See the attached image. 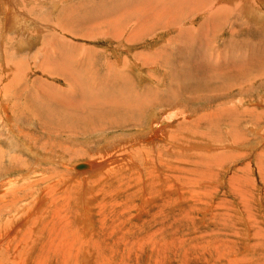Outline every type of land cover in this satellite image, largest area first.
<instances>
[{"label":"rangeland","instance_id":"1","mask_svg":"<svg viewBox=\"0 0 264 264\" xmlns=\"http://www.w3.org/2000/svg\"><path fill=\"white\" fill-rule=\"evenodd\" d=\"M112 1H113L112 3L114 4L113 6L115 8H117V10L122 9V11H123V8H126L124 2H126L127 0H112ZM162 1L164 2V0H162ZM162 1L160 0V2H159V0H153V8L155 10L159 11V8L162 7V8H160V10H162L164 7ZM205 1L206 0H194L193 4H190V5L187 4L188 6L182 7L184 10H186L184 13L187 14V12H188V14H189V12H190V10L188 9L189 7H191V8L197 7V6L201 7L200 4H202V5L207 4L208 2L206 3ZM207 1H210V0H207ZM240 1L241 0H232V1L231 0L230 1L229 0H226V1L225 0H221V1L219 0V4H221L220 6L227 7L230 10V14H228L229 12L223 11L220 15H216L220 18L219 19L218 17H215V19H216L215 23L217 22L216 23L217 27H215L213 25V24H215V23H213L214 22L213 20H215L214 16H210L206 12L205 13L203 12L201 15L199 14L196 18L197 20L195 19V21L192 25L190 23L186 22L188 20H182V24L184 26L191 25V27H193V32L191 34H189L188 36H186V38H188L186 41L189 42L190 45L195 44L199 51H200V49L202 50V48L204 49L203 51H201L202 54L199 53L202 56L201 58L204 59V61L202 59H200L202 69L200 70L199 73L195 70L188 72V74H187L188 76H186L187 79H185L187 81L188 87L194 85L196 87H200V91H197L198 89H195L194 90L195 92L193 90H191V91L188 90V91H186L187 93H185V94L182 93V95H185L187 97L186 99L183 98V100H181L183 103L181 101H179V102L175 101L173 103L170 102V105L166 106L165 110H166V113H168L166 115H168L169 117L174 116L173 117L174 119L172 118L171 121H167V120L164 121V119L160 120V117H158V120H156V119L154 120L155 122L157 121V123H159L160 121H164V122H166L167 125H169L168 123H171V125H173L172 128L167 127L166 128L167 130L175 129V127L177 128L176 124L178 122H180V123H184L181 126V127H183V128H181V129H183V131H189V129H190L189 132L194 131L195 133H197V134H189V133L183 134V133H181V134L176 135V132H174L176 136L173 138V140L177 141L178 144H180V145L183 144L186 146L189 145V147H193L190 144L192 142H196V143H198L197 144L198 147L193 148L192 150L190 149V151L188 150V155L183 154L182 153L183 151L178 146H176L175 148L172 147V151H175V152L168 153V154L165 153V154L167 156H169L170 158L174 159V160L169 162V163H172V166L170 164V166L172 168H173V164H174V166L184 168L183 170H173V171L170 170L171 174L181 175L182 177L184 176V178H188V177L197 178L198 183L195 185V191L196 190L198 191L200 189L201 190L205 189L204 191L206 193L204 195H201V197H200L201 202L195 200V203H192V202H194V200H192V199L195 196L192 198H189L190 195H188V193H187L188 189H189V191L192 189L190 187L191 185L190 186L187 185L188 182L185 181L184 185L186 184L188 186V189L182 190L181 186H178L179 183L177 182L178 183L177 184L175 182L176 179L175 180L172 179L171 180L172 185L174 184L175 186H177L173 189V191L170 190L171 193L169 195L173 198H171L169 195H165V196L170 197V198L168 197L169 200H167V201H171L174 203L171 204V202L170 203L168 202L167 206L164 207L165 209L163 208V210H165L164 214L163 215H161V213H159L160 215L157 214V217H156L157 219H156V221H153V224L149 221H151V218L153 219L156 212L158 213L160 211L156 207L157 201L154 202L155 206H154V204H152L153 205L152 209L147 207V211L149 210L151 213H153V215H149V213H147L146 215H144V217H142V219H139V220H136V219L133 220L132 219L133 224L137 226L138 230L135 229L134 230L135 232H128L129 234L128 233L125 234L127 237L128 236L132 237V238L128 237L129 240L132 239V241L128 240L129 242L132 243L133 241H135V244L136 243L137 244L136 245L134 244L133 245L134 247H133V246H131V243H128L129 247H126V246H128L127 244L123 245V244H125V242L124 243L120 242L119 243L120 245L117 246L118 249H117V247H114L118 251L121 250L120 252L122 254L124 253V255H127L123 264H264V73H263V71H264V55L263 56L261 55V54H264V43H258V44L254 43V44L250 45V50H248L247 52L245 51L244 54L248 55L249 59L253 58L254 60L248 59L247 61L244 59H241L242 60L241 61L236 57V56H238V55H235L236 51L239 52L238 51L239 47L236 43H233V44H235L234 47H232V45H228V43H229L228 41H230V43L233 42L232 40H229L230 39V33H231V30H233V28L237 30V28L240 26L238 28L239 30H237V32L239 34H242L244 36L243 38L245 40H247L246 34H248V33L260 34V32H259L260 28L259 27L256 28L258 32H256L255 30H250L249 25H252V24H246L243 21H240V23L241 22L244 23L243 25L242 24H236V22L234 24H232L233 20L236 21L237 17H236V15H231V14L234 10V7H236L237 5L242 6V2H240ZM253 1L254 0H252V2ZM258 1H259V4H261V2H264L262 0H255L253 2V5L256 4L255 2H258ZM100 2H102V3H100ZM196 2L198 3V5ZM50 4H51V6L53 4H55V5H53L51 7ZM103 5H106L107 7L103 6ZM110 6L111 5H109L107 3V1H105V0L104 1H101V0L100 1L99 0H88V1L87 0H45V1L44 0H0V23H1L0 24V42H1L0 43V49H1L0 50V85L2 84V82H4V84L6 85L7 79H10V78H12V80L16 79V84H18L17 86H19L21 88L28 87L29 89H27V91L30 94H31V92L35 93V94H39L41 99H43L45 95H46L45 97L48 98V97H50L49 91H51L52 95H54V93H52L53 91L51 89L45 90V89H47V86L44 87V85L48 83V84H51L54 87H56V85H58L59 83L56 80L54 81V79H52L50 77L48 78L47 73H44L45 75L43 77L40 73L36 74L38 72L33 70L32 67H39V65H40L39 68L41 69V66L42 67H51V66L55 67V65H56V67H57V66L61 65L60 67L63 68V63H64L63 60L64 59H66V61H69L72 66H75L73 61L70 60L71 58H73L72 56L77 57V58H79V57L85 58V57H88V55L90 53H94V54H96V56H99V57H97V59L95 58L96 56H93V54L91 56V57H94L95 60H98V61H102L101 59H103V58H101V57H104V56H102L103 54H106L107 57H109V58L111 57V59L114 60L115 57L129 56L132 54L146 52V51L154 48L157 44L161 43L163 39L168 40V39H171L173 37H176L179 34L177 26L175 28L170 27L169 31H165V30L161 31L160 30L157 32V30L155 28H153V26L161 25V23H162V25L165 24L163 21H166V23H169V21H173L175 23V21L177 20V19L175 20V19H171V18L166 19V20L161 18V19H163V20H161L159 15H157V14H156L157 17L155 19L157 22L155 23V21H153L154 22V23H152L153 26L149 25L150 31L154 32V35L152 37H148L145 40L134 43L132 45H127L121 40H107L105 38L85 40V39H81L78 36L72 37L70 34L65 32L67 30L66 28H68V30L72 31L73 28H78V27L80 28L81 26H85V27H87L88 30L91 29V31H92L93 30L92 29L93 24L96 23L98 19H101L102 14L107 15L108 11L104 13V10H105V8H109ZM140 6H141L140 0H136L135 9L138 10V8H140ZM263 6L261 7L259 5V7L262 11H264ZM168 7L171 8L170 6H168ZM2 10H3V12H2ZM173 10L176 11L175 8ZM208 10H209V8L207 9V11ZM151 11H152V13H155V11H153L152 8H151ZM113 12L114 11H112V14H115ZM117 14H121V13L116 12L115 15H117ZM205 14H207V15L205 16ZM243 16H244V13H243ZM203 17H204V20L207 21V23H205V24H204ZM198 18H200V19L198 20ZM208 19H210L211 21H208ZM63 20H65V21H63ZM202 20H203V22H202ZM7 21H8V23H7ZM3 23L6 24V25H4L5 27L2 25ZM148 23H150V22H148ZM209 23H211V24H209ZM218 24H220V26ZM221 24H223V25L225 24V28H222ZM36 25H38V26H36ZM206 25H208V27H206ZM209 25H211L210 26L211 28L209 27ZM212 25L214 27H212ZM234 25H236L235 26L236 28L234 27ZM76 26H78V27H76ZM201 26H203V27H201ZM231 26H232V28H231ZM117 27H118L117 24H116V27L114 25V28H117ZM200 27L204 28L203 33H202V31H199V30H203V29H199ZM61 29L62 30L64 29V31H62ZM246 30H247V32H246ZM76 31L77 30H75L73 32L74 35H75ZM81 31H85V30H81ZM103 31H107V30H103ZM239 31H242V32H239ZM216 32H218V33L220 32V34L216 35L215 34ZM196 33H198L199 35ZM209 33H213V34H209ZM159 34H161V35H159ZM193 36L197 37V38H194ZM198 36H200V37H198ZM259 36H261V35H259ZM16 37H18L20 40H23L21 42V44H25V46L23 48H21V46L17 43L16 40H19V39H16ZM54 37H56L59 41L56 43H55V41L53 42ZM65 39H68V40H65ZM218 39H219V41H218ZM68 41H70L71 43ZM191 41H194V42H191ZM199 41H200V43H199ZM222 41H223V44L221 43ZM8 42H10V43H8ZM111 42H113V43H111ZM204 42H205V44H204ZM225 42H228V43H225ZM47 43H51L52 45H49V44L47 45ZM63 44H65V45H63ZM69 44L72 46H69ZM199 44H200V47H199ZM216 44H218L217 47L221 44H222V46L223 45L225 46V47L219 46L220 48L219 47L218 48H219V53H221L223 56L222 58H227V60L224 61L222 58L217 59L216 56L214 58L211 56L213 53H215V55L217 54V52L214 51V49L216 48ZM255 44H257V45H255ZM66 45L69 47H67ZM141 45H142V47H141ZM48 46H50V47H48ZM206 46L208 47V49ZM56 47L60 48L59 53H61L62 55L59 53L57 55V53L55 52L54 54H52L51 58L46 59L44 52L46 53V51L48 49H50V50L54 49L55 50ZM171 47H172V45H171ZM209 48L210 49L212 48V49L209 50ZM233 48H235V49H233ZM260 48L263 51L262 53H261ZM19 50H20V52H19ZM62 50H64L65 52H63ZM121 50H123V51H121ZM92 51H95V52H92ZM208 51L211 52L210 56H208L209 55ZM100 53H102V54H100ZM10 55H12V56H10ZM59 55L62 57H60ZM64 55H66V56H64ZM253 55H255V56H253ZM6 57L8 59L10 58L9 59L10 62L6 61L7 60ZM20 57H21V59H20ZM205 61H207V64ZM202 62H205L204 64L206 66L205 65L203 66ZM58 63H59V65H58ZM65 63L67 66L66 69H68L69 63L68 62H65ZM75 64H76V62H75ZM199 68H200V66H199ZM75 69H76V66L74 67V70ZM38 71H39V69H38ZM41 71H42V69H41ZM145 71L148 72L150 70L145 69ZM194 71L196 72V74L198 73L199 75L193 74V73H195ZM52 72H54V71H52ZM144 72H140V69H138L132 73L131 76L133 78L134 83L137 82L136 81V80H138L137 78H139L140 80L146 81V83H148V84L151 83V79H153V78L163 79L162 73H160L158 70L151 71L150 75H148L149 77H145L146 74ZM155 72H157V73H155ZM83 73L85 74L84 75L85 77H88V75L85 72H83ZM190 73L193 74V78H190V75H189ZM1 75H3V76H1ZM11 75H13V76H11ZM220 75H221V77H220ZM9 76H10V78H8ZM40 76L42 77V80L44 81V82H42V83H44L43 86H40V84H38V82L35 83V81H34L35 78H39ZM84 76L82 74L80 75V77H81L80 81L82 83V87H85L83 85V81H82V79L85 78ZM217 77H219V78H217ZM249 77H252V79H249ZM75 79H77V76H75ZM217 79H219V81ZM245 79H248L249 81L245 80ZM185 80H183V78H179V79L175 80L176 82L175 81L170 82L171 88H169V89L179 91L176 87L180 88L179 86L183 85ZM225 80L227 82H225ZM250 80H252V81H250ZM86 81H87V79H86ZM256 81H258V82H256ZM4 84H2V87ZM87 84H88V81H87ZM171 84H174V85H171ZM177 84H179V85H177ZM221 84H223V85H221ZM234 87H235V89H233ZM65 88H67V89H65ZM65 88L63 90L66 93L71 92V94H72V95H70L71 98L78 96V95L74 94V92H75L74 87L72 88L73 91L69 88V86L65 87ZM243 88H246V89L243 90ZM139 89H140L139 86H137L136 90H139ZM160 89H161V87H160ZM212 89H216L215 94L218 96H221V94H218V93L224 94L226 92H227V96H233V97H231L233 99V103H231V102L225 103L223 101L221 103H224V104H222L221 107L223 106L222 108H225V109H228L231 107H236L237 108L236 112H238L240 116L239 115L231 116L232 115L231 113H226V111H223V109H221V108L213 107V105H216L218 102L217 103L214 102V103H212L213 104L212 106H208L206 103V100L212 94L210 91ZM239 89H240V91H239ZM221 90H224V91L220 92ZM9 92H10V96L14 94V92H12L11 90ZM15 93H17L16 89H15ZM16 95L14 94L15 97L11 96L7 100V102H9L8 104H10L12 106V110L14 111L13 112L9 108V114L7 113V115H4V113H2L1 106L3 103H2V100L0 99L1 100L0 101V105H1L0 106V112H1L0 115L2 114V117H0V152H2V153H0V155L2 154L4 156V158L2 156H0V159H1L0 168H2L1 166H3L2 160H3V162L8 161V160H5V157H9V159H10L12 156V160H14L15 156L19 157L20 155L22 156V160L25 159L24 162H22V164H24L25 167L24 166L18 167V168H20L21 171L14 173L13 176L9 177V178H7L6 176H3V175L1 176V173H0V186L5 181H8V180L22 179L20 182H18L19 183L18 186L23 185L26 188H30V190H27V192L22 191L19 193L20 197L24 198L22 201H20L21 203L20 202L18 203L19 207H22L25 209L22 213L24 215V213L26 211H28L31 207H34L35 201H33V200H36V198H38V195H40V193L42 192L41 190L43 189V187H45L46 185L49 184V183H44V184H40L38 186V185H35L36 180H39V179H46L47 180L50 177H54V179H55V181L53 179L54 183H56V184L59 183V186H60V187L58 186L57 189H55L54 194H56V196H61V195H64L69 190H71L70 194L72 193L73 195H71L72 198L70 199V202H69L70 205L68 207L69 208L68 211L69 212L73 211L74 213L73 212H71V213L75 216L78 214V212L80 214L81 210H78L79 205L78 204L76 205V203H77V199H76L77 198V194H76L77 191L75 192V190L80 188V184H82L81 182L83 180H80L78 177H75V173L82 174L84 172H87L89 169L77 170L76 164H78V163L80 164V162L81 163L89 162L90 164L98 163V161L102 160L101 157L103 156L102 154H100V151H98V150H100V148H102V147H105L106 141H107L105 139H109L111 145L115 143L114 144L115 147H120V144H122L124 146L125 144L122 141L130 138L129 135L131 133L130 134H127V133L129 131H132V130H129V131L124 130L123 131L122 129H118V130L112 129L113 131H111V132L108 131V133H111V134L104 137L102 139V141L99 142V144L98 143L95 144L93 141L101 139L100 138L101 135L98 136L95 134V135H93L94 137L91 136L90 139L92 140V142H89V143L87 142L89 140V138H87L85 136H79V138L77 140L70 142V145H69L70 150L63 148L61 150H55L53 152V154L55 155V158L60 159V162H56L54 164L43 163L41 161L35 160L34 158L30 157L26 153L23 154L21 152V150L18 151L19 148L16 145V144H18V142L24 143V144H26V146L32 147L34 149L32 144L36 140L38 141L36 143L39 144L40 148L43 147L42 144L44 143V141L46 142V140H47V142H51V143L54 141H53V139H49V141H48L47 138L51 137V135H49L48 133L41 130L40 124L37 120L32 121L30 126L28 124H25V125L20 124V121L17 118V116L19 115V114H17V112H18L17 109L19 107L17 109H15V110H17V112H16L14 110V105L17 104V106L24 107L23 108V112L25 111L24 113H29V112L34 113L35 110L38 108L29 109L28 107L25 106V103H24L25 97H23V99H22L18 96L19 95L18 93ZM182 95H180L178 97L182 98ZM61 96H62V94H61ZM63 96H65V94ZM172 98L174 99V96ZM261 104H263V105L261 106ZM85 109H87V110L83 113L82 112L76 113V111H73L72 115L76 114L78 116V114H80L79 116H85L88 119L90 117V114H92V109L91 108H85ZM26 110L28 112H26ZM161 110H162V108H160V107L157 108V111L160 112ZM167 110H169V111H167ZM245 110H250V111L253 110V111L257 112L258 115L254 116V117L250 116L252 118H250L248 116L242 117L241 113H243ZM99 112L101 114H103V111H99ZM56 113L58 116L59 112H56ZM76 115H74V116H76ZM56 118H58V117H56ZM72 118H73V116H72ZM198 118H200L199 120H197V121H199V124L198 123H197L198 125L192 124L194 122V120H196ZM240 119H242V120H240ZM70 120H72V119H70ZM154 121H152V123H155ZM33 123L35 125H33ZM157 123L152 124L151 127L155 126ZM236 123H239L238 128L241 129V132L243 135H241L240 137L238 136L239 138L238 137L236 138L237 134L233 135L232 137L231 136L229 137L228 133L226 132L227 131L226 129H229V126H231V128L235 130ZM49 125H51L49 123V120H45V129H44L45 131H46V127L48 128ZM144 125L141 124L140 126H144ZM185 125H187V127ZM18 127L19 128L22 127L24 130H27V131L29 130L31 137L35 138V136H36V138H35L36 140H34L33 138H31L29 136H20L21 134L19 136H17V134H18L17 131L19 129ZM146 128H147V125H146ZM12 130H14L15 132ZM10 131L13 134L11 136H10ZM105 132H107V131H104V133ZM112 132H114V133H112ZM121 133H126V134H121ZM174 133L172 132V134H174ZM210 133H211V135H210ZM178 135L180 137H177ZM210 136H211V138H210ZM37 137H38V139H37ZM41 138H42V140H41ZM119 138H121L123 140H121ZM130 140H131V138H130ZM204 140H210L211 143L210 144H203ZM224 143L225 144L228 143L230 148H226L225 146H223ZM116 144H118V145H116ZM130 145H131V142H130ZM200 145L202 146V148H200L201 147ZM204 145H206V146H204ZM230 145H232V146H230ZM16 147L18 148V150ZM203 147H205V148H203ZM34 150L39 152L41 155H45L41 151H38L36 149H34ZM39 150H41V149H39ZM80 150L83 151V153L81 155L76 156L73 154L74 151H80ZM87 150H88V152H87ZM193 150H194V154H190L191 152H193ZM119 151L124 152V148H121V150L119 149ZM196 151H198V152H196ZM18 153H20V154H18ZM114 154L117 155L115 150L113 152H111L109 156L114 155ZM174 154L178 157H176ZM214 156H216L215 158H217V159H215ZM177 158H178V161H175V160H177ZM207 159H208V161H207ZM63 160H66L67 162H64ZM186 160L190 163L187 164ZM202 160L203 161L206 160L205 163H203ZM209 161L211 163H207ZM216 161H219V162H216ZM34 162H36V166H35L36 168H31L35 164ZM199 162H201V163H199ZM7 165L8 166H13V165L15 166V164H10V163H8ZM38 166H41V168L38 169ZM260 167H261V169H260ZM175 168H173V169H175ZM127 170L129 173L126 172ZM127 170L123 169V171H125L127 174H133L132 173L133 171L131 169H127ZM140 170H143V169H138V171H140ZM49 171H51V172H49ZM54 172H55V174H54ZM189 172H191L192 174ZM51 173H53L56 176L52 175ZM138 173L140 174L142 172L140 171ZM142 174H140V175H142ZM47 175H49V176H47ZM237 175H238V177H237L238 179L236 178ZM68 178H71V179L69 180ZM76 178H78L77 181H76ZM66 179H67V181H66ZM231 179L235 180V182ZM104 180L103 181L100 180V184H102L101 186L103 188L102 189L103 193L98 196V200L95 201V205L97 204V202H99L102 199H103V202L105 204L108 200H110V201H108L109 203L107 202L108 205L106 204V207H105V211H107V213H108L109 210H107L108 209L107 207L110 208L112 201L114 202V199H116V197H117L118 202L122 201L121 197L123 195V192L119 191L122 188L120 187L121 182H118V180H116L117 182L111 181V179L110 180L107 179L105 181ZM204 180H206L205 183H201V182H204ZM30 181H31V183H34V184L31 185ZM180 182L183 183V180H181ZM75 183H77V184H75ZM234 184H235V186H233ZM245 184H247V185H245ZM61 185L63 188H64V186H65V188L68 187L69 190L67 189V190H65L66 191L65 192L64 191L65 188H64L63 189L64 192H63ZM66 185H68V186H66ZM6 186H8V185H6ZM74 186H76V187L78 186V188L74 189ZM135 187H133L131 189L129 188L128 190L134 192V190L136 189ZM137 187H139V186H137ZM2 188H4V187H2ZM46 188L47 187H45L44 193L47 192ZM58 188H59V190H58ZM72 188H73V191H72ZM163 188L164 187H160L159 189H163ZM207 188H210V189L208 190ZM56 190H58V191H56ZM114 190H116V191L118 190L119 192L118 191L117 192L119 195H114V193L110 194ZM96 191H97V189H96ZM5 192H6L5 188L3 190L0 189V204L2 203L1 198L4 197ZM60 192H62V193H60ZM107 192H108V194H106ZM27 193H30L31 195L27 194ZM120 193H121V195H120ZM130 193H132V192H129L128 194H130ZM26 194L28 196L25 198ZM92 194H94V192ZM92 194L90 195L91 197H92ZM137 194L135 196H137ZM182 194H183V196H182ZM240 195H243V196H240ZM107 196L108 197L110 196V197L108 198ZM145 196H148L147 190L145 191ZM155 196H156V194H154V196H152V197H155ZM186 196L188 198H186ZM118 197H120V198H118ZM181 197H182L183 201L181 203H175L176 200L181 198ZM110 198H112V199H110ZM135 198L133 200H135L136 202L133 200L132 201L135 205H138L139 203H138L137 198H139V194ZM242 198H244V199H242ZM202 199L205 200V202ZM105 200H106V202H105ZM173 200H175V201H173ZM54 202L56 203V205L54 203H52V201H50L51 206L55 205L54 206L55 208L59 207L60 201L58 204H57L58 201L55 200ZM50 203H49V200H48L47 206L45 203L44 206H46L45 207L46 210L49 208L52 209L53 206L50 207L49 206ZM158 203H160V201H158ZM208 204H211V205L208 206ZM50 209L47 211V213H49ZM43 210L41 209V211L39 212L43 215V218L41 216L40 217L36 216V214H35L36 209L35 210L33 209L31 211L33 213H31V212L29 213L31 215L28 218V219H30V218L36 219L37 218V220H35V222H38V223H39V221H41L38 224L40 226L39 227V233L42 231L41 225H43L44 222L47 221L49 218L48 216H47L48 218L44 216V215H46V214H44V212L46 213V210L45 211H43ZM98 210L95 209V212L100 211V210L99 211ZM68 211L66 210V213H69ZM16 212H18V211H14V213H16ZM187 213H189V214H187ZM133 214H135V212H133ZM168 214H170V215H168ZM47 215H49V214H47ZM20 216H22V215H20ZM13 217H15V218H13ZM13 217H12V219H10L11 221L14 219H17L19 216H16V214H14ZM42 219L44 220V222H42ZM151 225H153V226H151ZM5 226L6 225L0 226V249L1 248H7L8 245H10L9 244L10 237H11V235L13 236V234H14ZM142 227H144V228H142ZM25 230L28 232L31 231V229H29V228H26ZM93 230H94V228H93ZM98 230H99V228L97 227L95 229V231L92 233V235H90L88 238H90L95 233H97L98 236L94 235L92 237V239L96 238L93 240L94 241H101L102 232H100V230L98 232ZM120 232H122V231H120ZM39 236H42V234ZM44 236H47V234H45ZM29 237H30V235H29ZM39 239L41 240V237ZM83 239L85 240V238H83ZM153 240L154 241L156 240V242L154 243ZM159 244H161V245H159ZM154 245L157 246V248L155 247V250L153 249ZM12 246L14 247L15 244L12 243ZM120 246L122 248H120ZM124 247H126V248H124ZM168 247H170V248H168ZM160 248L162 250L158 252L157 250ZM127 250L128 251L131 250V253H129ZM2 251H4V250H0V253H2ZM36 251L38 252L37 249H36ZM36 251L34 254L35 257L37 254ZM115 251L116 250L113 251L114 253L111 252L112 253L111 255H113L112 256L113 258L109 255L108 250H106L105 252H107L106 256L109 255L111 260H113V263L117 264V260H119L118 259L119 256L116 255L118 253H116L117 251L116 252ZM2 254H4V253H2ZM2 254H0V257L2 259H4ZM80 260L81 259L78 258V261L75 260L74 262L79 264ZM93 261L95 263V261H96L95 257H94ZM135 261H136V263H135ZM110 263L111 262H108V264H110Z\"/></svg>","mask_w":264,"mask_h":264},{"label":"bare ground","instance_id":"2","mask_svg":"<svg viewBox=\"0 0 264 264\" xmlns=\"http://www.w3.org/2000/svg\"><path fill=\"white\" fill-rule=\"evenodd\" d=\"M101 1H104V0H101ZM105 1H107V3L111 6L109 8H105V10H104V13L108 11L107 15L102 14L101 19H98L97 22L93 24L92 29L94 31L93 30L91 31V29L88 30L87 27H85V26H81L80 28L78 26H76L78 28H73L72 31H70V30H68V28H66L67 30L65 32L70 34L72 37L78 36L81 39H85V40L105 38L107 40H121L127 45H132L134 43L140 42V41L145 40L146 38L152 37L154 35V32L150 31L149 25L153 26L152 25V23H154L153 21H155V23L157 22L155 20L157 17L156 16V14H157V15H159L160 19L161 18H163L164 20L169 19V18L175 19V20L177 19L175 21V23L173 21H169V23H166V21H163L165 24L162 25V23H161V25L153 26V28H155L157 30V32L160 30L161 31L162 30L169 31L170 27L175 28L177 26L179 34L176 37H173V38L168 39V40L163 39L161 43L157 44L155 47L153 46L154 48H152L146 52L132 54L129 56L115 57L114 60L111 59V57L110 58L107 57L106 54L102 55V56H104V57H101V58H103V59H101L102 61L95 60V58L97 59V57H99V56H96V54H94V53H90L88 55V57H85V58H81V57L77 58V57L72 56L73 58H71L70 60H72L74 65L76 66L75 70H74L75 66H72L69 61H66V59H64V60L62 59L64 62L63 63L64 69L60 67L61 65L57 66V67H56V65H55V67H52V66L51 67H42L41 66V69L43 71L42 72L41 69L39 68L40 65H39V67H32L33 70L38 72L36 74L40 73L43 77L45 75L44 73H47L48 78L50 77V78L54 79V81L56 80L59 83L58 85H56V87H54L53 85L48 84V83L44 85V83H42L44 81L42 80L41 76L39 78H35V80H34L35 83L38 82V84H40V86H43V85H44V87L47 86V89H45V90L51 89L53 91L52 93H54V95H52L51 91H49L50 97H48V98L45 97L46 95L44 96V98L42 97L43 99H41L39 94H35L32 92L30 94L27 91V89H29L28 87L21 88V87L17 86L18 84H16V79L12 80V78H10V76L8 77L10 79H7L6 85L4 84V82H2V84L5 85V86L3 85V87H2V84L0 85V99L2 100V103H3V104L1 103L2 106L0 105L2 113H4V115H7V113L9 114V108L12 110V106L10 104H8L9 102H7V100L11 96H14V94L16 95L18 93L19 94L18 96L20 98L23 99V97H25L24 103H25L26 107H28L29 109L38 108L35 110L34 113H31V112L24 113L25 112V111L23 112L24 107L17 106V104L14 105V110L19 107L17 109L19 113L17 112V110H15V111L17 112V114H19L17 116V118L20 121V124L21 125L28 124L30 126L32 121L37 120L40 124L41 130H43L44 132L51 135V137L47 138L48 141H49V139H53V141H54L51 143V142H47V140H46V142L43 140L44 141V143L42 144L43 147L40 148L39 144L36 143V142H38L35 139L36 136H35V138L31 137L29 130L27 131V130H24L22 127L21 128L18 127L19 128L17 131L18 134L16 133L17 136H19L21 134L20 136H29V137L33 138L34 140H36L32 144L34 149L41 151L45 154V155H41L39 152L35 151L32 147L26 146V144L20 143L17 141L18 144H16V145L19 148V150H18V148L16 147L17 150L18 151L21 150V152L23 154L26 153L30 157L34 158L35 160L41 161L43 163H50V164L60 162V159L55 158V155L53 154V152L55 150H61L63 148L70 150V146H69L70 142L77 140L79 138V136H85V137L89 138V140L87 141L89 143V142H92V140L90 139L91 136H93L95 134L98 136L101 135L100 136L101 139L93 141L95 144H97V143L99 144V142L102 141V139L104 137L111 134V133H108V131L111 132V131H113L112 129H115V130L122 129L123 131L124 130H128V131L132 130V131H129L127 133V134L131 133L129 136H130L132 141L130 140V138L126 139V140L122 141L125 144L124 146L122 144H120V147H115L114 146L115 143L111 145L110 140L105 139V140H107L105 147H102V148H100V150H98V151H100V154H102L104 156V157L103 156L101 157L102 160H100V161H98V163H94V164L93 163L90 164L89 162H85V163L80 162V164L79 163L76 164L77 166L75 165L77 170L89 169L87 172H84L82 174L75 173V177H78L80 180H83L81 182L82 184H80L79 189H77L78 186L77 187L74 186V189L75 188L77 189V190H75V192L77 191V193H76L77 198L75 197L77 199L76 205L78 204L79 205L78 210H81L80 214L78 212L79 215L77 214L76 216L71 213L73 211H71V210H70L71 212L68 211V209H69L68 207L70 205L69 202H70V199L72 198L71 195H73L72 193L70 194L71 190H69L68 187L65 188V186H64V188H65L64 189L61 185L62 191H63V189H64V191L67 189L69 191L68 192L65 191L66 193L64 195L56 196V194H54V192H55V189H57V187L59 186V183L58 182H57L58 184L54 183V181H55L54 177H50L47 180L46 179L36 180L35 185H38V186L40 184L49 183L48 185L45 186V187H47L46 188L47 192L44 193L45 187H43V189L41 190L42 192L40 193V195H38V198H36V200H33V201H35L34 207H31L28 211H26L24 213V215L22 213L25 209L22 207H19V205H18V203L20 201H22L24 198L20 197L19 193L22 191L27 192V190H30V188H26L23 185L18 186L19 185L18 182H20L22 179H16V180L12 179V180L5 181L0 186L1 190H3L4 188L6 189L4 197L1 198L2 203L0 204V226L6 225L5 227L8 228L14 234H13V236L11 235V237H10V240H9L10 245H8L7 248H1L0 249V250H4V251H2V253H4V254L0 253L4 257V259H2L0 257V264H58V263L59 264H78V263L74 262L75 260L78 261V258L81 259L79 264H108V262H111L110 264H114L113 260H111V258L109 257V255L111 257L113 256V255H111L112 254L111 252H113L114 250L117 251V252L115 251L116 253H118L116 255L119 256L118 257L119 260H117V264H123L127 255H124V253L122 254L120 252L121 250L118 251L117 246L120 245L119 244L120 242H122V243L125 242V244H123V245L127 244L128 246H126V247H129L128 243H131L129 241H132V239L129 240V238L131 236H128L129 237L128 238L125 234L128 232H135L134 231L135 229L138 230L137 226L133 224L132 219L133 220L134 219H136V220L142 219V217H144V215H146L147 213H149V215H153V213H151L149 210L147 211V207L152 209L153 208L152 204H154V206H155L154 202H156V201H157L156 207L160 211L158 213L156 212L153 219L151 218V221H149V222H151L153 224V221H156V219H157L156 218L157 214L161 213V215H163L165 212V210H163V208L167 206L168 202L169 203L171 202V201H167V200H169L168 199V197L170 196L169 194L171 193V191H173V189L175 187H177L174 184L172 185V181H171L172 179L173 180L176 179L175 182L179 183L178 186H181L182 190L188 189L187 185H189V186L191 185L190 187L192 189L190 191L188 189L189 192L187 191V193H188V195H190L189 198H192L195 196L192 199V200H194V202H192V203H195V200L200 201L201 195H204L206 193L204 191L205 189L204 190L200 189L198 191L197 190L195 191V185L198 183L197 178H195V177L184 178V176L182 177L181 175L171 174V172H170V170H172V171L173 170H183L184 168L174 166V164H173V168L176 167L175 169H173L171 167L172 163H169V162L174 160V159L170 158L165 153L168 154V153L175 152V151H172V147L175 148L176 146H178L183 151L182 152L183 154L188 155V150L190 151V149L192 150L193 148H197L198 143L192 142L190 145H192L193 147H189V145L188 146L183 145V144L180 145L177 143V141L173 140V138L177 134H181V133H183V134H188V133L189 134H197V133H195L194 131L189 132L190 131L189 128H188L189 131H183V129H181L183 127H181V126L184 123H180V122H178L176 124L177 128L175 127V129L167 130L166 129L167 127L172 128L173 125H171V123H168L169 125H167L166 122H164V121L165 120L171 121L174 116L169 117L168 115H166L168 113H166L165 108H166V106L170 105V102H172V103L175 101L179 102V101L183 100V98L186 99L187 97L185 95H182V93L185 94V93H187L186 91H188V90L194 91L195 89H198L197 91H200V87H196L194 85L188 87L187 81L185 80V79H187L186 76H188L187 75L188 72L195 70L199 73L200 70L202 69L200 59H202L204 61V59L201 58L202 57L201 51H203L204 49L202 48V50L200 49V51H199L195 44L190 45V43L186 41L188 39V38H186V36H188L189 34H191L193 32V27H191V25L194 23L197 16L199 14L201 15L203 12L204 13L206 12L210 16H214V19H215V17H218L216 15H220L223 11L229 12L228 14H230V10L227 7L220 6L221 4H219V0H210V1L206 0L205 2L206 3L208 2L207 4H205V5L200 4V6L202 8L198 7V6L193 7V8L187 7L190 10L189 14H188V12H187V14L184 13L186 10H184L182 7L193 4L194 0H164V2L161 0L164 7L162 10H160V8H162V7H160V8L158 7L159 11H157L153 8V0H140L141 6H140V8H138V10L135 9L136 0H129V1L127 0L126 2H124L126 8H123V11H122V9L117 10V8H115L113 6L114 4L112 3L113 2L112 0H105ZM262 1H264V0H262ZM159 2H160V0H159ZM240 2H242V6L237 5L236 7H234V10L231 14V15H236V17H237L236 21L233 20L232 24H234L235 22H236V24H242V25L244 23L252 24V25H249L250 30H255L256 32H258L256 28L259 27L260 30L259 29L258 30H259L260 34L248 33V34H246L247 40H245L243 38L244 36L237 32V30H239L238 29L240 27L239 26L237 28V30L234 28H233V30H231L229 40H232L233 42L230 43V41H228L229 43L228 42H225V43H228V45H232V47H234V45H235L233 43H236L239 47V49H238L239 52L236 51V54H235V55H238L236 57L239 60L244 59L247 61L249 59V57H248V55H245L244 52L245 51L247 52L248 50H250V45H252L254 43H257V44L258 43H264V11H262L259 7V5L262 7L264 5V2H261V4L263 3L262 5L259 4V1L255 2L256 4L253 5L252 0H250V1L249 0H241ZM100 3H102V2H100ZM51 4H50V6H51ZM53 5H55V4H53ZM197 5H198V3H197ZM103 6H106V5H103ZM168 6H170L172 9L169 8ZM151 8L153 11H155V13H152ZM174 8L176 9V11L173 10ZM208 8H209V10L207 11ZM112 11H114L113 13H115V14H116V12H120L121 14L115 15V14H112ZM2 12H3V10H2ZM243 13H244V16H243ZM207 14H205V16ZM204 17H203V20H204ZM163 19H161V20H163ZM199 19L200 18H198V20ZM182 20H188L186 22L190 23L191 25L184 26L182 24ZM203 20H202V22H203ZM63 21H65V20H63ZM208 21H211V20L208 19ZM213 21H214L213 23H215L216 19ZM240 21H243L244 23H242V22L240 23ZM148 22H150V23H148ZM7 23H8V21H7ZM205 23H207V21L204 20V24ZM216 23L213 24L215 27H217ZM116 24L118 25V27L114 28V25L116 27ZM209 24H211V23H209ZM225 24L224 25L221 24L222 25L221 27L225 28ZM2 25L4 26L6 24L3 23ZM213 25H212V27H214ZM218 25L220 26V24H218ZM36 26H38V25H36ZM210 26L211 25H209V27ZM235 26L236 25H234V27ZM201 27H203V26H201ZM201 27L199 29H203V30H199V31H202V33H203L204 28H201ZM206 27H208V25H206ZM231 28H232V26H231ZM75 30H77V31L75 32V35H74L73 32ZM81 30H85V31H81ZM103 30H107V31H103ZM62 31H64V29ZM239 32H242V31H239ZM246 32H247V30H246ZM196 34H198V33H196ZM209 34H213V33H209ZM215 34L216 35L220 34V32L219 33L216 32ZM159 35H161V34H159ZM259 35H261V36H259ZM200 36H198V37H200ZM194 38H197V37H194ZM16 39H19V38L16 37ZM65 40H68V39H65ZM16 41L21 46V48H23L25 46V44H21V42L23 40L19 39ZM54 41L56 43L59 40L56 37H54L53 42ZM218 41H219V39H218ZM68 42H70V41H68ZM191 42H194V41H191ZM8 43H10V42H8ZM111 43H113V42H111ZM199 43H200V41H199ZM221 43L223 44V41ZM48 44L52 45L51 43H47V45ZM204 44H205V42H204ZM218 44H216V48L214 49V51L217 52V54L215 55V53H213L211 55V52L208 51L209 52L208 56L211 55L213 58L216 56L217 59H220L223 57L222 54L219 53V48H220L219 46H222V44L218 46L219 48L217 47ZM257 44H255V45H257ZM63 45H65V44H63ZM171 45L173 48L171 47ZM69 46H72V45L69 44ZM69 46H67V47H69ZM48 47H50V46H48ZM141 47H142V45H141ZM199 47H200V44H199ZM59 49H60L59 47H56L55 50L54 49H52V50L48 49L47 51L45 50L46 53L44 52V54L46 56V59L51 58L52 54H54L55 52L58 55ZM207 49H208V47H207ZM211 49L209 48V50H211ZM233 49H235V48H233ZM20 50H19V52H20ZM62 51L65 52L64 50H62ZM121 51H123V50H121ZM92 52H95V51H92ZM262 52L263 51L261 49V53ZM199 53H201V54H199ZM59 54H61V53H59ZM92 54H93V56H96V57L95 58L91 57ZM100 54H102V53H100ZM66 55H64V56H66ZM261 55L263 56L264 54H261ZM10 56H12V55H10ZM253 56H255V55H253ZM60 57H62V56H60ZM6 59H7L6 60L7 62H10V60H9L10 58L8 59L6 57ZM20 59H21V57H20ZM222 59L224 61L227 60V58H222ZM252 59H249V60H252ZM207 61H205L206 64H207ZM65 62L69 63L68 69H66L67 66H66ZM75 62H76V64H75ZM205 62H202L203 66L205 65L204 64ZM58 65H59V63H58ZM199 66H200V68H199ZM37 68L39 69V71ZM138 69H140V72H144L145 69L150 70L148 72H146V71L144 72L146 74V76L143 74L145 77H149L148 75H150L151 71L158 70L160 73H162L163 79L153 78V79H151V83L148 84V83H146V81H143V80H140L139 78H137L138 79V80H136L137 82L134 83L131 75L133 72H135ZM52 71H54V72H52ZM83 72H85L88 75V77H85L84 76L85 74ZM155 73H157V72H155ZM192 73L189 74L190 78H193V74H196V72L193 74ZM198 73L196 75H199ZM263 73H264V71H263ZM81 74L85 77L82 79L83 85L85 87H82V83L80 81V78H81L80 75ZM1 76H3V75H1ZM11 76H13V75H11ZM75 76H77V79H75ZM220 77H221V75H220ZM179 78H183V80H185L183 85L179 86L180 88L176 87L179 91L170 90L169 89V88H171L170 82H174L175 80H177ZM217 78H219V77H217ZM86 79L88 81V84H87ZM249 79H252V77H249ZM217 80L219 81V79H217ZM245 80H248V79H245ZM250 81H252V80H250ZM225 82H227V81L225 80ZM256 82H258V81H256ZM171 85H174V84H171ZM177 85H179V84H177ZM221 85H223V84H221ZM68 86L71 90L74 87L75 88L74 94L78 95V96L71 98V96H70V95H72L71 92L66 93L63 90L65 87H68ZM137 86H139V88H140L139 90H136ZM160 87H161V89H160ZM15 89H16L17 93H15ZM65 89H67V88H65ZM233 89H235V87ZM245 89L246 88H243V90H245ZM10 90L12 92H14V94L11 96H10V92H9ZM215 90L216 89L210 90L212 94L206 100L207 105L212 106L213 105L212 103L218 102L216 105H213V107L221 108V109H223V111H226V113H231L232 114L231 116L239 115V113L236 112V109H237L236 107H231L228 109L222 108L223 106L221 107V105L224 104V103H221L223 101L225 103L226 102L233 103V99L231 98L233 96H227V92L224 94L218 93V94H221V96H218L215 94V92H216ZM223 91L224 90H221L220 92H223ZM239 91H240V89H239ZM61 94H62V96H61ZM64 94H65V96H63ZM180 95H182V98L178 97ZM173 96H174V99L172 98ZM262 105L263 104H261V106ZM158 107L162 108V110L160 112L157 111ZM85 108H91L92 109V114H90V117L88 119L85 116H79L80 114H78V116L76 114L72 115L73 111H76V113L85 112L87 110ZM99 111H103V114H101ZM167 111H169V110H167ZM26 112H28V111L26 110ZM56 112H59L58 116H57ZM74 115H76L77 117ZM257 115H258V113L253 111V110H251V111L245 110L243 113H241L242 117H245V116L246 117L247 116L248 117H250V116L254 117ZM72 116H73V118L74 117L75 118L73 119ZM0 117H2V114L0 115ZM56 117H58V118H56ZM158 117H160V120L164 119V121H160L159 123H157V121L155 122L154 120L155 119L158 120ZM250 118H252V117H250ZM70 119H72V120H70ZM199 119L200 118L194 120V122L192 124L198 125L199 121H197V120H199ZM45 120H49V123L51 124V125H49L48 128L46 127V131L44 130L45 129ZM240 120H242V119H240ZM152 121L157 123L153 127H151V126H152V124H155V123H152ZM239 123H236L235 130L232 129L231 126H229V129H226L227 130L226 132L228 133L229 137L230 136L232 137L233 135L237 134V136H236V138H237L238 136L240 137L241 135H243L241 132V129L238 128ZM141 124H143V125L145 124V125L140 126ZM33 125H35V124L33 123ZM146 125H147V128H146ZM187 125H185V126L187 127ZM12 131H14V130H12ZM104 131H107V132L104 133ZM172 132L173 133L176 132V135H175V133L172 134ZM112 133H114V132H112ZM121 134H126V133H121ZM11 135H13V134L10 131V136ZM210 135H211V133H210ZM177 137H180V136L178 135ZM210 138H211V136H210ZM37 139H38V137H37ZM119 139H121V138H119ZM41 140H42V138H41ZM121 140H123V139H121ZM130 142H131V145H130ZM210 143H211L210 140H204L203 141V144H210ZM116 145H118V144H116ZM204 146H206V145H204ZM223 146H225L226 148H230L228 143L227 144L224 143ZM230 146H232V145H230ZM121 148H124V152L119 151V149L121 150ZM200 148H202V146ZM203 148H205V147H203ZM39 149H41V150H39ZM88 150H87V152H88ZM114 150L117 153V155L114 154V155L109 156L110 153L113 152ZM80 151H74L73 154L76 156L81 155L83 153V151L82 150H80ZM198 151H196V152H198ZM0 153H2V152H0ZM18 154H20V153H18ZM190 154H194V150ZM0 156H2L4 158V156L2 154ZM19 157L15 156L14 160H12V156L10 159H9V157H5V160H8L7 162L6 161L3 162V160H2L3 166H1L2 168H0L1 176L3 175V176H6L7 178H9V177H12L14 173L21 171L20 168H18V167L24 166V164H22V162H24L25 159L22 160V156L20 158ZM176 157H178V156H176ZM215 157L216 156H214V158ZM215 159H217V158H215ZM0 161H1V159H0ZM63 161L67 162L66 160H63ZM175 161H178V158ZM205 161H203V163H205ZM207 161H208V159H207ZM210 161L207 163H211ZM186 162H187V164L190 163L187 160H186ZM216 162H219V161H216ZM8 163L15 164V166L14 165L8 166L7 165ZM34 163L35 164L31 168H36L35 167L36 162H34ZM199 163H201V162H199ZM170 164H171V166H170ZM39 168H41V166H38V169ZM123 169H126V170L131 169L133 171L132 172L133 174H127V173H129L128 170L126 171L127 172L126 173L125 171H123ZM138 169H143V170H140L143 173V174L140 173L142 175H140L138 173V172H140V171H138ZM260 169H261V167H260ZM49 172H51V171H49ZM55 172H54V174H55ZM189 173H191V172H189ZM51 174L54 175L53 173H51ZM47 176H49V175H47ZM54 176H56V175H54ZM237 177H238V175L236 176V178ZM78 178H76V181L78 180ZM53 179H54V181H53ZM68 179L70 180L71 178H68ZM104 179L105 180L111 179V181H114V182L116 180H118V182H121L120 187L122 189L121 190L118 189V190L123 192V195L121 197L122 201L120 200L121 202H118L117 197H116V199H114V202L112 201L110 208L107 207L108 208L107 210H109L108 213H107V211H105V207H106L107 202L110 200H108L107 202L105 200V202H106V204H105L103 202V199H102L99 202H97V204L95 205V201L98 200V196L103 193V190H102L103 188L101 186L102 184H100V180L103 181ZM233 179H231V180H233ZM179 180L180 181L183 180V183L180 182ZM66 181H67V179H66ZM185 181L188 182L187 185L186 184L184 185ZM205 181L206 180H204V182H201V183H205ZM233 181L235 182V180H233ZM30 183H31V181H30ZM77 183H75V184H77ZM32 184H34V183H31V185ZM6 185H8V186H6ZM245 185H247V184H245ZM66 186H68V185H66ZM137 186H139V187H137ZM233 186H235V184ZM2 187H4V188H2ZM133 187L136 188L134 190V192L128 190L129 188L131 189ZM160 187H164V188L159 189ZM96 189H97V191H96ZM207 189L209 190L210 188H207ZM58 190H59V188H58ZM58 190H56V191H58ZM146 190L148 191V196H145ZM72 191H73V188H72ZM114 191L111 192L110 194L114 193V195H119L118 194L119 191L118 192L116 190H114ZM93 192H94V194H92ZM129 192H132V193L128 194ZM60 193H62V192H60ZM137 193L139 194V198H137L139 204L135 205L133 203V201H135V200H133V199L138 196ZM27 194H30V193H27ZM27 194H26L25 198L28 196ZM91 194H92V197L90 196ZM106 194H108V192ZM136 194H137V196H135ZM154 194H156V196L152 197V196H154ZM120 195H121V193H120ZM165 195H169V196H165ZM182 196H183V194H182ZM240 196H243V195H240ZM118 198H120V197H118ZM171 198H173V197H171ZM186 198H188V197L186 196ZM110 199H112V198H110ZM242 199H244V198H242ZM48 200H49V203H50V201H52V203H54L55 205H56V203L54 202L55 200L58 201L57 204L60 201L59 207L55 208L54 207L55 205H52L54 207L53 208L51 206V203H50L49 206L52 207V209L49 208L50 211H49V213H47V211L49 209L46 210L45 207L48 205ZM158 201H160V203H158ZM173 201H175V200H173ZM182 201H183V199L181 197V198L177 199L175 203H181ZM203 201L205 202V200H203ZM45 203H46V206H44ZM172 203H174V202H171V204ZM210 205L211 204H208V206H210ZM33 209L34 210L36 209V211H35L36 216H39V217L41 216L43 218V215L39 212L41 211V209L42 210L44 209L43 211L46 210V213L44 212V214H46V215H44V216L49 217V218L47 217L48 220L45 222L42 219V222H44V224L42 223L43 225H41L42 231L40 233H39V227L40 226L38 224L41 221H39V223H38V222H35V220H37V218L36 219H34V218L28 219L31 215L29 213ZM65 209L70 214L66 213ZM95 209L96 210L99 209L100 211L98 210L99 212H95ZM14 211H18V212L14 213ZM133 212H135V214H133ZM31 213H33V212H31ZM14 214H16V216H19V217L17 219H14L11 221L10 219H12ZM47 214H49V215H47ZM187 214H189V213H187ZM20 215H22V216H20ZM168 215H170V214H168ZM13 218H15V217H13ZM151 226H153V225H151ZM97 227L99 228L100 232H102L101 241H94L93 239H96V238L92 239V237L94 235L98 236L97 233H95L93 236L88 238L90 235H92V233L95 231V229ZM26 228L31 229V231L30 232L26 231L25 230ZM93 228H94V230H93ZM142 228H144V227H142ZM99 230H98V232H99ZM120 231H122V232H120ZM41 234H42V236H39ZM45 234H47V236H44ZM29 235H30V237H29ZM40 237H41V240L39 239ZM83 238H85V240ZM155 242H156V240L154 241V243ZM12 243L15 244V246H14L15 248L12 246ZM134 244H135V241H133L131 243V246H133ZM159 245H161V244H159ZM121 246H120V248H122ZM114 247H117V249ZM126 247H124V248H126ZM155 247L157 248V246L154 245V247H153L154 250H155ZM168 248H170V247H168ZM36 249L38 250V252L36 251ZM106 250H108V253H109L108 256H106V254H107V252H105ZM161 250L162 249L160 248L157 251L159 252ZM35 251L37 252L36 257L34 256ZM128 252L131 253V250ZM94 257L96 259L95 263L93 261ZM135 263H136V261H135Z\"/></svg>","mask_w":264,"mask_h":264}]
</instances>
